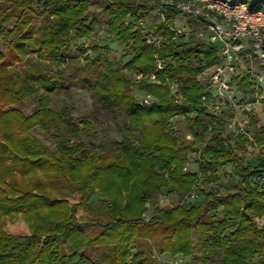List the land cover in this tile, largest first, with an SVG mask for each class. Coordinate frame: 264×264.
I'll use <instances>...</instances> for the list:
<instances>
[{"label":"trees","instance_id":"16d2710c","mask_svg":"<svg viewBox=\"0 0 264 264\" xmlns=\"http://www.w3.org/2000/svg\"><path fill=\"white\" fill-rule=\"evenodd\" d=\"M148 1L107 0L104 5L108 31L125 51L111 62L104 58L105 48L88 63L98 68L100 102L119 110L125 123L120 139L107 142L114 155L100 160L80 138L98 132L99 117H76L73 108L55 112L49 106V94L66 90L69 80L58 66L67 63L74 40L86 38L98 25L88 15L91 0H0L5 46L0 51V264H147L140 239L150 230H160L162 254L191 258L194 231L201 264H264V226L259 225L264 185L249 182L264 178V154L256 155L255 166L243 162L248 145L264 146V126L251 141L244 132L228 133L223 113L207 111L200 99L206 87L197 77L218 61L215 47L204 46L194 33L172 39L165 23H159L156 32L165 39L153 49L143 36L145 26L138 25L154 9ZM166 13L167 23L180 14L170 8ZM154 54L164 68L158 83L138 82V89L154 99L141 104L118 66L128 58L124 70L147 74L155 69ZM18 63L22 70L12 68ZM172 83L180 100L170 95ZM233 83L240 91L254 90L249 70ZM42 92L37 109L23 114V99ZM191 113L190 128L205 139L196 159L198 172L185 168L191 146L179 144L167 129L170 119ZM35 128L49 135L54 150L32 135ZM229 164L239 173L232 192L204 191L201 205L157 207L163 189L183 197L199 182L217 181L216 169ZM58 183L71 191L51 197L49 187ZM93 195L99 197L96 202L90 201ZM147 204L153 215L146 221ZM85 211L99 221L94 236L87 230L93 224L79 220ZM106 245L112 250L102 262L84 253Z\"/></svg>","mask_w":264,"mask_h":264},{"label":"rangeland","instance_id":"374dc122","mask_svg":"<svg viewBox=\"0 0 264 264\" xmlns=\"http://www.w3.org/2000/svg\"><path fill=\"white\" fill-rule=\"evenodd\" d=\"M107 0H91V6L88 11L89 17L94 18L98 25L92 33L86 38L81 40L75 39V47H72L71 52L68 55L67 63L58 66L69 80L67 88L64 91H55L49 94L50 108L59 112L64 107H70L74 109V116L80 117L82 115H96L99 117V130L95 134L89 136L81 135V140L88 145L91 152L99 157L100 160L112 157L115 150L107 146V142L110 140H119L123 134V126L125 118L121 112L117 109L110 110L104 107L99 100V96L102 94V88L100 87V79L97 78L98 68L97 65L89 64L88 62L94 60L99 56L105 48L109 52L104 56L107 61L117 62L122 58L124 54V47L117 43V41L110 35L107 28V14L104 10V5ZM134 3L147 2L148 0H130ZM247 3L255 2L256 0H242ZM158 15L152 10L147 16L140 20L144 22L146 29L143 30V36L152 29L156 34V26L159 24ZM138 23V25L140 24ZM176 26H181L189 29L191 33H194L198 40L204 46H210L204 39L198 37V32L201 30L199 22L192 17L179 14L174 17L172 23ZM77 47V48H76ZM155 49V48H153ZM0 51H5V46L0 42ZM87 56L88 60H84ZM128 58L123 59L118 66V70L122 71L128 79V90L130 94L139 102L142 100L145 93L138 89V82L136 75L126 71L122 68L123 64L127 62ZM23 64L18 63L12 68L16 70H22ZM246 70H249L254 82V90L240 91L235 87V84L231 88L232 101L229 106L227 103L220 106V112L223 113L227 120V132L237 134L238 132L246 133L249 140H253L257 135L260 127L264 126V100L257 102L255 96V87L259 88V93H264V68L261 67L259 60L255 57L247 59L242 63V67L238 66L235 70L234 77L241 75ZM156 84V83H155ZM170 85V84H169ZM168 85V88H169ZM176 85V84H175ZM44 95V92L35 96L24 98L20 104V109L25 115L32 114L37 109V99ZM170 95L171 92H170ZM193 114L186 116H177L168 121V132L174 137L179 144H189L191 151L187 155L185 168L188 171L198 172V163L196 161L198 152L204 147L205 139L197 134H194L190 128L189 120ZM255 119L256 121L254 122ZM40 142L45 144L50 149L54 150V144L48 134L41 133L37 128L31 130ZM254 142V141H253ZM246 153L243 156V162L245 165L255 166L257 164L255 157L258 154H264V146L259 145L246 147ZM217 181L210 182L206 185L197 184L190 194L183 197H179L172 193H167V189H163L161 195L158 197L157 207L162 210H167L177 205H184L189 207L192 205H201L203 203L202 193L208 191H214L219 193L232 192L235 186L239 184V173L230 164L218 167L216 169ZM200 181L202 175L199 174ZM250 185L254 187H260L264 185V178H253L250 181ZM71 191L70 186H62L61 184L50 185L49 194L51 197H60L64 193ZM98 195H93L90 198L91 202L98 200ZM218 211H211V213H217ZM153 215V208L151 205H146V211L143 214V218L147 221ZM264 218V217H262ZM80 222H88L93 224V228L87 229L90 236L97 234L100 229L97 227L99 221L96 220L94 212L85 211L79 217ZM262 226V225H260ZM160 230H150L140 242L144 245L146 250V256L148 258L147 264H184L193 263L201 264L200 262V246L196 233L192 234V246L193 256L191 258L183 257L182 255L170 256L168 254H162L160 249ZM112 250L111 245L106 246H94L88 247L84 250V253L90 258L101 261L108 258L109 252ZM133 253V250L131 251ZM102 262V261H101ZM107 264V263H105Z\"/></svg>","mask_w":264,"mask_h":264},{"label":"built area","instance_id":"2783aa9c","mask_svg":"<svg viewBox=\"0 0 264 264\" xmlns=\"http://www.w3.org/2000/svg\"><path fill=\"white\" fill-rule=\"evenodd\" d=\"M154 5L153 11L158 15V22L172 32V39L182 37L187 39L191 31L181 26L165 22L167 8L178 11L180 14L195 18L201 30L198 37L207 44L215 47L218 61L204 70L197 77V81L206 87L201 95L202 105L208 112L220 115V106L231 105V88L238 66L242 67L247 59L255 57L264 68V0L247 3L242 0H150ZM140 24L144 26V22ZM146 43L158 50L160 43L165 39L159 33L149 30L144 36ZM155 69L153 72L135 74L136 80H146L158 83V74L163 70L164 63L154 54ZM253 75V74H252ZM169 91L177 99L181 94L175 84L169 85ZM257 102L264 100V93H259L255 87ZM154 102L151 95L145 94L141 104L150 105ZM264 226V218L259 220Z\"/></svg>","mask_w":264,"mask_h":264}]
</instances>
